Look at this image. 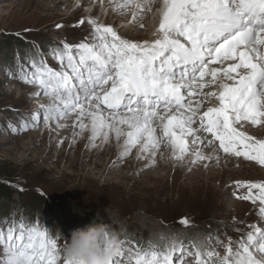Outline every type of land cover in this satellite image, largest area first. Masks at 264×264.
Wrapping results in <instances>:
<instances>
[{
  "label": "snow or ice",
  "instance_id": "6c2138e0",
  "mask_svg": "<svg viewBox=\"0 0 264 264\" xmlns=\"http://www.w3.org/2000/svg\"><path fill=\"white\" fill-rule=\"evenodd\" d=\"M99 3L103 7L104 0ZM109 5L131 14L141 29L151 14L152 38L133 40L99 17L81 19L77 26L87 23L88 36L51 49L58 68L40 52L31 58L30 72L20 66L19 78L47 103L18 127L10 125L12 131L41 122L50 130L53 124L65 128L60 122L72 118L79 129L73 140L85 132L92 147L114 139L121 156L135 150L148 166L166 148L177 163L190 158L192 165L219 166L222 153L264 168V138L248 132L250 126L264 127V0H109ZM233 185V195L251 202L264 221V180ZM178 223L190 221L183 217ZM247 228L238 241L217 238L223 255L213 248L188 252L174 240L162 250L137 251L131 264H188L186 256L194 264H264V226ZM63 243L38 223L12 224L0 229V264H71ZM124 256L120 247L111 264H125Z\"/></svg>",
  "mask_w": 264,
  "mask_h": 264
},
{
  "label": "rangeland",
  "instance_id": "374dc122",
  "mask_svg": "<svg viewBox=\"0 0 264 264\" xmlns=\"http://www.w3.org/2000/svg\"><path fill=\"white\" fill-rule=\"evenodd\" d=\"M75 2L0 0V229L38 223L54 237L59 230L67 240L73 230L102 221L113 230L123 229L125 264H131L137 251L162 250L174 240L188 252L213 248L223 255L217 238L238 241L249 230L247 225L264 226L251 202L233 195L234 181L264 180V168L222 153L219 166L192 165L190 158L177 163L166 148L161 149L164 157L157 156L155 165L148 166L135 150L124 159L119 147L116 153L100 141L92 147L88 133L73 140L79 129L72 126V118L60 122L68 125L65 128L53 124L50 130L41 122L33 129L12 131L10 125L18 127L46 103L45 97L32 95L35 86L19 78L20 66L30 72L31 58L40 52L49 66L58 68L51 49L61 41L75 44L88 36L87 23L77 26L81 19L99 17L133 40L152 38L155 26L141 29L131 14L112 15L109 0L103 7L99 0H80L79 7ZM4 10L11 13L3 15ZM148 18L150 14L143 22ZM248 132L264 138V127L250 126ZM109 147V158L97 155ZM232 200L234 206L228 208ZM52 210L63 214L54 219ZM183 217L189 219L188 226L178 223ZM185 259L194 264L192 256Z\"/></svg>",
  "mask_w": 264,
  "mask_h": 264
},
{
  "label": "clouds",
  "instance_id": "9594fccd",
  "mask_svg": "<svg viewBox=\"0 0 264 264\" xmlns=\"http://www.w3.org/2000/svg\"><path fill=\"white\" fill-rule=\"evenodd\" d=\"M122 232L96 221L73 230L67 240L59 230L57 235L64 241L62 254L71 264H111L119 254Z\"/></svg>",
  "mask_w": 264,
  "mask_h": 264
},
{
  "label": "bare ground",
  "instance_id": "6f19581e",
  "mask_svg": "<svg viewBox=\"0 0 264 264\" xmlns=\"http://www.w3.org/2000/svg\"><path fill=\"white\" fill-rule=\"evenodd\" d=\"M11 13V11L10 12H8V10H4L3 11V15H5V14H10ZM112 15H114V11L113 12H110ZM117 14H118V17H120L121 16V14H120V12L119 11H117L116 12ZM145 23V25L146 26H148V28L149 27H154L155 26V21L152 19V16H151V14H150V18H148V23H146V22H144ZM46 99V103H47V98H45ZM87 132H85L84 134H86ZM83 134V135H84ZM82 135V136H83ZM77 142V141H76ZM76 144V143H75ZM90 144V143H89ZM106 145H112V150L114 151V153H116V152H119V149H118V146H117V143L115 142V140L113 139V140H111L108 144H106ZM111 150V151H112ZM111 151H110V147L107 149V150H105V152L104 153H102V152H97V155L99 154L100 156H101V154H104L105 155V157H107V158H109V153H111ZM113 153V154H114ZM135 154H136V151H135ZM137 155V154H136ZM115 156V155H114ZM113 157V156H112ZM123 157V156H122ZM127 157V156H126ZM222 157V156H221ZM124 158V157H123ZM122 159V158H121ZM120 159V160H121ZM125 159V158H124ZM122 161V160H121ZM210 175V173H207V175ZM201 176H202V174H200L199 176H198V179H200L201 178ZM227 207L228 208H233V206H234V202H233V200L231 201V202H228L227 204Z\"/></svg>",
  "mask_w": 264,
  "mask_h": 264
},
{
  "label": "trees",
  "instance_id": "16d2710c",
  "mask_svg": "<svg viewBox=\"0 0 264 264\" xmlns=\"http://www.w3.org/2000/svg\"><path fill=\"white\" fill-rule=\"evenodd\" d=\"M62 214H63V212H61L60 210H55V211L51 212V217H53L54 219H57Z\"/></svg>",
  "mask_w": 264,
  "mask_h": 264
}]
</instances>
